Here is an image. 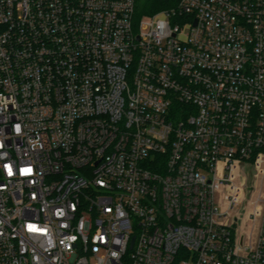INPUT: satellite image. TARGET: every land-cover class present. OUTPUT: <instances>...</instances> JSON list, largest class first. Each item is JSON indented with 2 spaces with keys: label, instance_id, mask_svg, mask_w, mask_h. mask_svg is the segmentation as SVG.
Masks as SVG:
<instances>
[{
  "label": "built area",
  "instance_id": "obj_1",
  "mask_svg": "<svg viewBox=\"0 0 264 264\" xmlns=\"http://www.w3.org/2000/svg\"><path fill=\"white\" fill-rule=\"evenodd\" d=\"M174 1L0 0V264H264V0Z\"/></svg>",
  "mask_w": 264,
  "mask_h": 264
},
{
  "label": "trees",
  "instance_id": "obj_2",
  "mask_svg": "<svg viewBox=\"0 0 264 264\" xmlns=\"http://www.w3.org/2000/svg\"><path fill=\"white\" fill-rule=\"evenodd\" d=\"M174 3V0H137V15H152Z\"/></svg>",
  "mask_w": 264,
  "mask_h": 264
},
{
  "label": "rangeland",
  "instance_id": "obj_3",
  "mask_svg": "<svg viewBox=\"0 0 264 264\" xmlns=\"http://www.w3.org/2000/svg\"><path fill=\"white\" fill-rule=\"evenodd\" d=\"M241 208H242V205L241 204H239L236 208H235V211L237 212V211H240L241 210Z\"/></svg>",
  "mask_w": 264,
  "mask_h": 264
}]
</instances>
